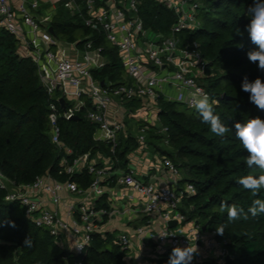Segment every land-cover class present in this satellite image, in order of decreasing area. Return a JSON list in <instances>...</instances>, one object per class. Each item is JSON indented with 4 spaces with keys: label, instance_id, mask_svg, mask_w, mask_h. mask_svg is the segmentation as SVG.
<instances>
[{
    "label": "trees",
    "instance_id": "1",
    "mask_svg": "<svg viewBox=\"0 0 264 264\" xmlns=\"http://www.w3.org/2000/svg\"><path fill=\"white\" fill-rule=\"evenodd\" d=\"M70 0H61L54 15L52 26L60 40L82 44L87 38L103 48L107 64L94 71L101 81L123 83L129 81L118 48L110 43L103 32L93 31L84 23L85 0H79L80 10L66 6ZM102 5L106 0H95ZM254 0H203L199 13L201 27L183 36L200 43L201 51L208 61V72L202 83L219 99L214 112L229 128L223 137L211 131L195 107H184L176 101L160 98L157 101L162 127L150 125V144L153 139L165 141L170 149L157 150L170 157L182 171L181 186L192 183L196 193L186 196L180 211L189 221L196 220L210 230L225 224V233L217 232V238L227 240L231 254L225 264H264V214L230 221L227 206H242L247 210L256 198H264V189L253 194L238 183L246 174H264V169L245 165L247 150L235 135L234 124L264 113L249 100V93L242 89L245 76L254 80L264 77L258 62H252L248 52L257 47L247 34L250 22L249 7ZM140 14L145 26L168 34L176 21V14L167 5L156 0H143ZM244 31L243 36L237 29ZM242 45V46H241ZM55 100L40 80L37 64L32 58L18 54V40L8 31L0 30V171L18 184H32L38 177L50 174L59 181H76L80 188H88L95 175L88 168L75 174L61 172L62 161L69 163L91 152L90 160L98 156L113 161L112 175L104 184L116 186L121 171H128L129 155L138 146L129 128V138L121 135L112 151V145L95 140L96 124L87 120L84 110L81 119H60L61 138L73 150L66 153L52 141L49 119L50 103ZM140 100L127 103L129 108L141 106ZM185 105V104H184ZM130 120L127 119V122ZM166 127L167 131L159 132ZM98 166H104L99 158ZM180 170V171H181ZM8 190L0 187V264H125L129 249H124L113 232L93 235L90 244L78 256L61 244L48 228L38 226L17 200H8ZM108 193L97 204L109 205ZM149 217V216H148ZM148 217L146 219H148ZM202 218V219H201ZM107 219L104 220L106 223ZM31 239V246L24 243ZM169 255L154 261L167 262ZM197 264H219L210 258Z\"/></svg>",
    "mask_w": 264,
    "mask_h": 264
},
{
    "label": "built area",
    "instance_id": "2",
    "mask_svg": "<svg viewBox=\"0 0 264 264\" xmlns=\"http://www.w3.org/2000/svg\"><path fill=\"white\" fill-rule=\"evenodd\" d=\"M156 1L176 14L168 34L145 26L140 14L143 0H106L102 5L85 0V25L103 32L119 50L129 81L116 84L94 76V71L108 62L103 48L96 46L91 38L82 44L60 40L50 31L55 13L42 9L41 0H0V30L8 31L18 40V54L33 59L40 80L55 98L50 103L49 114L53 143L66 153H73L61 138L60 119L80 116L83 110L85 118L96 124L95 140L111 144L112 151L122 134L129 138L127 119L141 124V132L136 137L138 146L129 155L128 171L119 172L116 179V186L125 190L120 199L130 203L127 208L97 204L111 188L104 182L114 167L113 161L101 153L92 160L91 152H87L73 163L67 158L62 161L61 172L75 174L88 168L95 175L86 189L80 188L76 181H59L49 173L32 184H18L2 171L0 187L8 190V200L22 204L26 215L38 226L48 228L58 241L65 237L73 243L74 249L70 251L75 256L84 252L95 233L106 232V217L140 213L149 216L146 223L134 229L142 248L154 244L165 257L176 246L190 245L197 248L192 264L210 258L225 264L231 256L227 240L218 239L217 231L204 229L198 221L189 225L186 214L179 209L186 196L196 193L195 186L192 183L181 186V171L170 157L159 150L154 155L147 151L145 133L150 125H156L153 117L160 119L157 106L160 98L193 108L195 101L207 93L213 105L219 104V99L202 83L208 72V61L200 43L183 36L201 27L199 13L203 0ZM66 6L80 10L76 0L68 1ZM61 99L65 100L64 106ZM134 100H140L141 106L129 108L127 103ZM158 131L164 133L167 128ZM99 158H103L102 167L98 166ZM65 191L77 197L67 203V216L58 209L65 202ZM50 204L56 208L52 209ZM171 220H177L178 224L171 227ZM118 242L124 249H131L128 233H122ZM73 264H82V261L76 260ZM142 264L167 262L151 260Z\"/></svg>",
    "mask_w": 264,
    "mask_h": 264
},
{
    "label": "clouds",
    "instance_id": "3",
    "mask_svg": "<svg viewBox=\"0 0 264 264\" xmlns=\"http://www.w3.org/2000/svg\"><path fill=\"white\" fill-rule=\"evenodd\" d=\"M248 14L250 22L246 25L247 34L253 44L257 45L256 48L248 52V57L252 62H258V68L264 70V0H254L249 7ZM236 31L243 36L244 31L242 29L238 28ZM242 89L249 93L251 102L259 109L264 110V77L257 76L254 80H250L245 76L242 81ZM194 106L202 121L210 125L211 131L217 136L223 137L229 131L219 114L214 112L213 102L207 93L201 95L195 101ZM234 128L236 137L248 152L245 160L246 167L264 169V117L256 115L245 121H237ZM238 183L253 194H258L264 189V174L258 176L253 174L242 175L239 177ZM225 206L230 221L241 218L248 220L250 216L258 217L260 214H264V198L254 199L247 210L237 205L227 206L225 203ZM225 227V224H221L216 230L218 233L224 234ZM24 243L31 246L32 241L26 237ZM196 254L197 248L190 245L176 246L172 249L167 264H192Z\"/></svg>",
    "mask_w": 264,
    "mask_h": 264
},
{
    "label": "crops",
    "instance_id": "4",
    "mask_svg": "<svg viewBox=\"0 0 264 264\" xmlns=\"http://www.w3.org/2000/svg\"><path fill=\"white\" fill-rule=\"evenodd\" d=\"M41 8L45 9L47 11H50L52 13H55L58 11L59 9V2L61 0H41ZM79 2V1H78ZM162 180V178H161ZM165 181V180H162ZM111 188H109V192H108V197H107V201L109 203L110 206H118L120 208H127V206L130 205V203L120 199L121 195L123 192H125L123 187H118V186H110ZM121 192V193H120ZM127 193H130L129 190L126 191ZM63 196L65 198V202L58 206V209L60 210V212L67 216V203L72 199L73 195L69 194V192L65 191L63 193ZM78 199H80V197H78ZM127 205V206H126ZM52 209L56 208V205L54 204H50L49 205ZM148 216L144 215V214H140V213H132V214H128L125 215L123 213L117 215V216H113L111 218H105L107 219L106 223H105V227H106V232H115L116 230H119V228L122 225H131L134 227V229L143 223H146L148 221V219H146ZM149 218V217H148ZM104 219V220H105ZM161 222L159 221L158 224H160ZM139 240V239H138ZM140 241V240H139ZM140 251H143L145 253V255L143 256V254L141 255V261H145V258L147 257L146 253L148 251L152 250V245H148L147 248H142V242L140 241ZM157 248L154 247V250H156ZM130 257V256H129ZM151 258V260L156 259V257H149ZM126 263L125 264H133L131 260H128L127 255H126Z\"/></svg>",
    "mask_w": 264,
    "mask_h": 264
},
{
    "label": "rangeland",
    "instance_id": "5",
    "mask_svg": "<svg viewBox=\"0 0 264 264\" xmlns=\"http://www.w3.org/2000/svg\"><path fill=\"white\" fill-rule=\"evenodd\" d=\"M182 106H186V105H182ZM130 120V119H129ZM152 120H154L156 122V125L161 126L162 127V121L160 119H158L157 117H153ZM141 124L134 121L133 119L130 120L128 122V127L130 128V130L132 131V133L134 134L135 137H138L141 130ZM147 136V143H148V149L147 151H150L153 155L155 153L158 152L157 148L154 146V144L160 146L162 149H170V146L163 140V141H159L158 139H153V143L150 144V139H148L149 137V132L147 131L146 133ZM181 170V169H180ZM181 170V174H182ZM121 193V192H120ZM75 197V196H73ZM77 198V197H75ZM202 219V218H201ZM196 220V218H195ZM194 219L191 220L189 222V225H191L194 221ZM122 233H128L130 236V240H131V249L128 250L127 252V258L128 260H131L133 264H142L143 261H141V255L143 254V256L145 255V253L143 251H140L141 247H140V241L138 240V238L136 237V235L134 234V227L131 225H122L119 230H116L114 232V235L119 238L121 236ZM59 244H62L63 246H65L68 250H73L74 249V244L69 242L65 237H62L59 241ZM152 250L148 251L146 253L147 257L145 258V261H151V258L149 257H156V258H162L163 254L160 252L159 247L152 245ZM154 247H156L157 249L154 250ZM130 256V257H129ZM75 262V260L71 261V264H73Z\"/></svg>",
    "mask_w": 264,
    "mask_h": 264
},
{
    "label": "water",
    "instance_id": "6",
    "mask_svg": "<svg viewBox=\"0 0 264 264\" xmlns=\"http://www.w3.org/2000/svg\"><path fill=\"white\" fill-rule=\"evenodd\" d=\"M76 1L78 2L79 0H76ZM50 31H51L55 36H57V34H56L55 29H54L53 26L50 27ZM61 103H62V105L64 106V104H65V100H64V99H61ZM262 111H263V113H264V110H262ZM72 119L79 120V119H81V117L78 116V115H75V116L72 117ZM177 224H178L177 220H171V221L169 222V225H170L171 227H175ZM203 228L206 229V225H204Z\"/></svg>",
    "mask_w": 264,
    "mask_h": 264
}]
</instances>
